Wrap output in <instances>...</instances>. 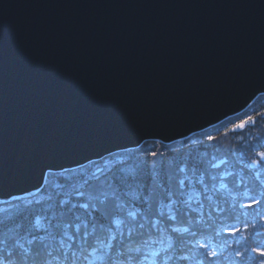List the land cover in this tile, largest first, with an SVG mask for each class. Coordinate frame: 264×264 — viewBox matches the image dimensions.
Wrapping results in <instances>:
<instances>
[{"label":"water","instance_id":"water-1","mask_svg":"<svg viewBox=\"0 0 264 264\" xmlns=\"http://www.w3.org/2000/svg\"><path fill=\"white\" fill-rule=\"evenodd\" d=\"M264 94V0H0V196Z\"/></svg>","mask_w":264,"mask_h":264},{"label":"snow or ice","instance_id":"snow-or-ice-1","mask_svg":"<svg viewBox=\"0 0 264 264\" xmlns=\"http://www.w3.org/2000/svg\"><path fill=\"white\" fill-rule=\"evenodd\" d=\"M249 122L257 123L248 117L232 130ZM137 148L58 170L49 165L40 187L0 196V264H220L221 257L228 264H264V231L243 211L255 208L264 221V151L245 164L249 184L227 170L212 171L226 159L205 166L191 152L166 161L154 146ZM241 216L243 229L226 225Z\"/></svg>","mask_w":264,"mask_h":264},{"label":"trees","instance_id":"trees-1","mask_svg":"<svg viewBox=\"0 0 264 264\" xmlns=\"http://www.w3.org/2000/svg\"><path fill=\"white\" fill-rule=\"evenodd\" d=\"M248 117H252L257 123L253 125L249 122L244 129L236 128L235 131L232 130L235 125L243 123ZM195 134V136L192 134L187 137V139L170 144L157 143V141H146L142 146L144 149L148 150H152L154 146V150L164 152L163 159L166 161H180L190 152L193 155L202 158L206 162L205 166H207V161L218 163L220 160L226 159L227 163L225 165H222L219 169H212V171L222 173L227 170L236 174V179H239V177L242 176L245 182L251 184L252 180L249 176V169L245 167V164L250 163L252 159L256 158V151H264V147H253V145L264 144V94L259 95L243 112ZM208 136H213L216 139L209 143L207 141ZM256 138H259V140ZM196 140H200L202 143H192ZM136 150L137 152L140 151L139 148H136ZM213 157H215V160H213ZM149 159L151 158L149 157ZM48 179L50 182H55L56 176H49ZM228 179L231 181L234 177H229ZM229 186L231 187V184ZM30 198L31 197H29V199ZM17 204L20 206V209L23 208L22 202L12 201V205ZM3 207H7L8 211L12 213L18 210L11 206ZM205 210L207 211V208ZM243 211L249 213L247 217V222H249V224L254 221L258 225L257 231H264V228L259 227L260 225H264V221H261L255 208L244 209ZM245 219L244 216H241L239 221L228 219L225 223L229 227L237 225L243 229ZM249 231H251V228H249ZM224 238L229 241L234 239L231 236H225ZM235 247L236 245L233 244L232 248H228L225 251V255L232 252V249ZM231 259L238 261L239 258L233 255ZM220 264H228V262L224 261L221 257Z\"/></svg>","mask_w":264,"mask_h":264}]
</instances>
